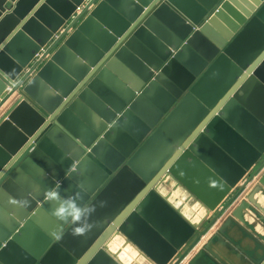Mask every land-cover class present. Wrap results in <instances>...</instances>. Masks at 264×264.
<instances>
[{"label":"water","instance_id":"water-1","mask_svg":"<svg viewBox=\"0 0 264 264\" xmlns=\"http://www.w3.org/2000/svg\"><path fill=\"white\" fill-rule=\"evenodd\" d=\"M8 1L0 264H123L126 248L170 264L264 154V0ZM254 210L263 222L264 176L187 264H264Z\"/></svg>","mask_w":264,"mask_h":264},{"label":"crops","instance_id":"crops-1","mask_svg":"<svg viewBox=\"0 0 264 264\" xmlns=\"http://www.w3.org/2000/svg\"><path fill=\"white\" fill-rule=\"evenodd\" d=\"M7 3L4 5V8L6 11H9L11 9V7L13 6L8 0H6ZM74 19V18H73ZM72 19V21H73ZM67 25L69 24H65L62 28L59 29V33H57L54 38L43 48L42 50V53H44L46 50H50V48L53 46L54 42H56L59 37L62 35L63 31L66 29ZM72 31V30H71ZM136 48V51L144 58L146 59L147 61H152L154 58H153V55L151 54V52L149 50H147L145 47H137L135 46ZM55 50H53L51 52L50 55H52V53L54 52ZM49 55V56H50ZM47 56V58L49 57ZM42 56L39 55L37 58H41ZM46 57L44 58V60L42 61V64L44 63V61L47 59ZM39 65V67L37 68L36 71H38V69L41 67V65ZM35 72H33L34 74ZM22 75H20L21 77ZM19 77V78H20ZM31 76H29L30 78ZM27 78V80L29 79ZM27 80L25 82V85L27 84ZM16 98V94L14 95V97H12L8 103H6L1 109H0V115L5 112L9 106L11 105V102L12 100ZM246 180H244L240 185L242 186V184L245 183ZM247 183V182H246ZM257 184V180L255 181H252L250 182L249 186L248 187H245V189L243 190L242 192V198H240L239 200V203L240 201H244L245 199V195L250 191V189L255 185ZM173 185V186H172ZM240 185H239V188L238 189H241L240 188ZM175 184H169L166 188L165 191H163V194L164 195H167L169 198V201H170V204L175 207L178 211L181 212V214H184L185 217L190 220L191 222H199V220L203 217V213H201V217L199 219L196 218V220L194 221L193 219V216L195 214H192L191 210H189V205H193L196 206L198 205L197 202L195 200H193L192 198H190L188 196V194L181 188H178L176 189V191H173L176 187H174ZM236 190V189H234ZM233 190V191H234ZM233 195V192L231 193ZM231 194L229 196H231ZM242 199V200H241ZM238 203V204H239ZM237 204V205H238ZM0 212H1V209H0ZM188 212H191L190 214ZM230 213H228V215H226L219 223H217V225H215V227L211 230L210 233H205V230H203L201 233H200V236L198 237L199 240L196 241L195 243L196 246L193 247L194 244H189V246H185L183 251H181L177 257L170 263V264H187L192 258H194L200 251H201V246L202 244L207 241V239H209L213 233L216 232V229H217V226L224 220L226 219L228 216L231 215V211H229ZM254 212H256L255 214H252L251 212H244V218L246 220V222L248 223V226H244V228H246V230H248L250 233L252 232L257 238H261L260 236H262L264 238V221L261 222L260 218L262 217L261 214L257 211L254 210ZM250 214H252V216H250ZM190 215V216H189ZM206 229V228H205ZM209 231V230H208ZM121 240L120 239H116V241H114L112 243V246H111V250H113V252H116L117 249L121 248L120 245H121ZM190 248H193L192 251L190 252ZM189 253V254H188ZM188 254V255H187ZM120 258L121 260H123V262H126V264H128L131 259H135V257L137 256V253L134 251V250H131L129 248H126V249H122V252L120 253ZM140 261H138L139 263H142V264H146L144 261H142V259H140ZM137 263V264H139ZM198 264H217L216 262H212V261H208L207 259H201L199 261Z\"/></svg>","mask_w":264,"mask_h":264},{"label":"rangeland","instance_id":"rangeland-1","mask_svg":"<svg viewBox=\"0 0 264 264\" xmlns=\"http://www.w3.org/2000/svg\"><path fill=\"white\" fill-rule=\"evenodd\" d=\"M263 176H264V154L257 161V163L249 170L248 176L245 178V180H246L245 183L242 184V186L240 185L241 189L237 190V188H239V186L237 188H235L236 190L233 191V195L231 194V196H229L224 201V203L221 204L217 208V210L214 213H212L211 216H209V218L206 219L201 224V226L197 230L195 236L189 241L187 246H189V244L192 243V244H194L193 247H195L196 244L198 243V242L197 243H195V242L199 240L198 237L200 236V233L203 230H205L204 234L210 233L211 230L215 227V225H217V223H219L226 215H228V213H230L229 211L234 210V208L239 203L240 198L243 197L242 196V192L245 189V187H248L250 182L255 181V180H257V183H258L259 180L262 179ZM240 203H241V201H240ZM189 210H191L192 214H195L193 216L194 221L196 220V218L199 219L201 217V213H203V209L199 205H196V206H194V204L193 205H189ZM191 212H188V213L190 214ZM195 216H197V217L195 218ZM190 249H191L190 250V252H191L193 248H190ZM138 261L141 262V260L138 257H135V259L133 257V259H131V261L128 264H137V263H139ZM139 264H142V263H139Z\"/></svg>","mask_w":264,"mask_h":264},{"label":"built area","instance_id":"built-area-1","mask_svg":"<svg viewBox=\"0 0 264 264\" xmlns=\"http://www.w3.org/2000/svg\"><path fill=\"white\" fill-rule=\"evenodd\" d=\"M41 58H42V57H41ZM41 58H36L35 61H34V63H36V62H38L39 60H41ZM26 80H27V79L25 78V74H22V76H21L20 78H18V79L15 81V84L18 83V82H21V83H22L21 87H23V86L25 85ZM8 102H9V100H8ZM8 102H6V103H8ZM6 103H5V104H6ZM5 104H4V105H5ZM4 105H3V106H4Z\"/></svg>","mask_w":264,"mask_h":264},{"label":"bare ground","instance_id":"bare-ground-1","mask_svg":"<svg viewBox=\"0 0 264 264\" xmlns=\"http://www.w3.org/2000/svg\"><path fill=\"white\" fill-rule=\"evenodd\" d=\"M12 97H14V95H13ZM12 97H10V99H11ZM111 246H112V244H110V247H109L110 250H111ZM111 251L113 252V250H111ZM113 253H115V252H113ZM119 259H120V261H121L123 264H126V262H123V260H121L120 256H119Z\"/></svg>","mask_w":264,"mask_h":264}]
</instances>
